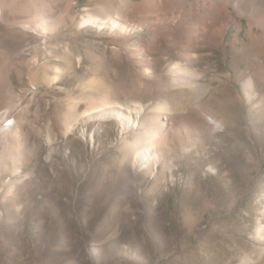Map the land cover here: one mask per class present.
I'll return each instance as SVG.
<instances>
[{"label":"rangeland","instance_id":"1","mask_svg":"<svg viewBox=\"0 0 264 264\" xmlns=\"http://www.w3.org/2000/svg\"><path fill=\"white\" fill-rule=\"evenodd\" d=\"M105 3L0 0V82L19 100L9 111L21 157L18 173L9 158L0 171V264H264V73L254 99L242 89L252 25L238 19L206 40L190 67L210 90L195 104L171 84L192 78L177 55L180 27L130 5L116 17ZM101 101L143 111L126 130L81 117ZM146 133L155 156L133 164L131 145Z\"/></svg>","mask_w":264,"mask_h":264},{"label":"bare ground","instance_id":"2","mask_svg":"<svg viewBox=\"0 0 264 264\" xmlns=\"http://www.w3.org/2000/svg\"><path fill=\"white\" fill-rule=\"evenodd\" d=\"M187 1L188 0H145L143 2V5L139 7V6H135V4L131 5L129 2L125 0H114V1L112 0L109 2L105 0L106 2L105 5L108 7L110 6L111 8L114 9V12L112 14H115L116 17H119L121 15L120 13L124 11L123 7L125 8L126 6L130 5L131 8L135 7L134 9L135 11H133V13H145V15L148 17L149 16L155 17L156 19L152 21L155 24L169 25V23H172L173 25H178L180 27V30L176 31L177 32L176 38L178 39L177 43L179 45L178 48L179 52H177L178 53L177 55H179L181 59L179 62L181 66V70L186 71L187 74L192 76V78L182 79L176 77L172 80L171 84L172 87L174 88H180L184 90L186 89L188 92H190L189 94H191V97L189 98L192 101H194L195 104L200 101V99L205 93L209 92L210 87L207 84L203 85L196 80L200 72H197L196 70L190 67L191 61H197L199 58H203L206 56L205 54H199L201 51L204 52V50L209 46L206 40L208 41V39H210V41H212V40L220 39V37L223 38L224 30H226L229 25H236L237 24L236 20L247 18L248 25H252L250 26L251 31L249 33V36L251 38L248 45L246 44V46L248 47L245 48L243 51L241 50L240 51L242 53L241 55L243 54L244 56L248 55L247 58L245 57L246 60H249V63H247L248 64L247 69H253V71L251 72V74L249 73V76L246 77V80L242 83V89L244 94L249 96L248 97L249 100L254 99L255 96L253 94L250 95L251 91L254 88L253 78L254 76L256 77L264 73V0H198L197 5L194 4L196 5L195 7L192 5H191L192 7L185 6L188 3ZM175 2L177 3V6L174 5ZM104 8L106 7L103 4L101 5L100 10L102 9L104 10ZM106 11H108V9L105 10V12ZM2 12L3 10L2 7L0 6L1 20L2 17H4L2 15ZM158 14H162L163 15L162 18L159 17ZM103 15L92 16L86 21L93 20V21H100V23H104L105 20H107L106 19L107 16L105 15L103 16ZM108 16L110 15L108 14ZM20 26L25 30H29L35 33L38 31L39 28V25H37L35 22L33 24L32 22H21ZM252 27L254 29H252ZM220 44L221 42L218 45ZM237 52L235 53V56H238ZM258 54L259 57L255 56V58L257 59L254 60L253 59L254 55H258ZM261 61L263 63L259 64V62L261 63ZM59 69L58 68L55 69L57 74H59L58 72ZM220 75H221L220 73L216 74V76H220ZM226 75H228V73H226L224 76ZM1 84L2 83L0 82V100H4L5 107L0 111V171L9 169L8 167L9 165L7 164V159L9 158L12 160L14 164V167L12 168L11 172L15 174L20 171L19 161L21 158L18 150L19 144L17 145L20 137V128L18 124L19 121L12 119L10 120V123L9 122L5 123V122L9 121V118H11V114L9 110L11 111H13V109L19 110L18 108L19 100L17 99L15 94H13L12 91H10L11 89L8 88L9 90H7L6 92V89L4 90L3 88L4 85H2L3 86L2 87ZM220 89L221 88H219L218 90ZM219 92L222 93L221 91ZM219 97L221 98V96ZM223 99L224 98H222V100ZM186 101L188 102V100ZM106 103H107L106 101L105 102L101 101L97 105L89 106L87 109L81 112V117H87V116L90 117L92 116L93 113H96L93 114V117L95 119L101 118L103 116L113 117L115 119H118L123 126V130H126L125 128H127L128 126L126 127L125 125L134 124L136 121L135 119L139 118L143 111V107H142L143 105H138V104L128 105L126 103L125 104L120 103L115 106L118 107V109H115V108L105 107ZM161 108L167 109V104L166 103L157 104L153 107V109H155L156 111L158 109L160 110ZM154 117L155 116H152V121H154L153 120ZM208 120L211 124L215 125V127L218 130L220 129L221 125L216 118L209 117L207 118V121ZM144 139L149 141V143L147 144V142H144L143 141ZM150 139H151L150 135L146 133L144 138L139 139L137 141L135 140L136 142L132 143L131 148H133L134 150V158L132 160L133 164H136L139 161V157L141 158V160L144 161V158L147 156V154L150 156L151 159L154 158L155 155L152 152H150L153 147ZM149 163L151 162L149 161ZM153 163L155 166H157L156 162ZM145 166H147V163L143 164V167ZM256 228L258 232H261L263 230L262 223L261 224L259 223ZM250 258H246L245 260L242 261L241 264H251L252 260Z\"/></svg>","mask_w":264,"mask_h":264},{"label":"built area","instance_id":"3","mask_svg":"<svg viewBox=\"0 0 264 264\" xmlns=\"http://www.w3.org/2000/svg\"><path fill=\"white\" fill-rule=\"evenodd\" d=\"M31 89H33V90H34V89H35V87H34V86H31V88H30L29 90H31ZM10 120H12V118H9V121H6L5 123H8V122L10 123Z\"/></svg>","mask_w":264,"mask_h":264}]
</instances>
